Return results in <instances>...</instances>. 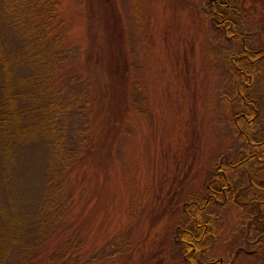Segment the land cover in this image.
I'll return each mask as SVG.
<instances>
[{
	"label": "rangeland",
	"instance_id": "obj_1",
	"mask_svg": "<svg viewBox=\"0 0 264 264\" xmlns=\"http://www.w3.org/2000/svg\"><path fill=\"white\" fill-rule=\"evenodd\" d=\"M55 1L64 24L53 33L70 51L55 79L69 93L87 86L94 99L80 108L71 98L75 106L59 117L55 137L64 150L74 142L76 150L83 124L88 147L51 173L60 207L52 210L57 219L43 259L68 250L80 264H186L175 231L194 216L208 220L210 230L199 257L264 264V145L246 143L234 126L238 121L264 142V0H229L230 10L219 5L231 12L233 29L212 0ZM1 16L0 36L17 49L20 41ZM240 47L255 53L252 60H242L248 51ZM16 70L25 74L23 65ZM237 85L253 99L252 119L242 114ZM22 117L27 126L34 112ZM29 133L8 153L0 147V158L14 155L5 162L14 182L6 204L17 213L49 186V148L57 143ZM220 163L233 193L259 195L260 220L252 218L254 203L208 198L207 181ZM3 180L0 200H8Z\"/></svg>",
	"mask_w": 264,
	"mask_h": 264
},
{
	"label": "trees",
	"instance_id": "obj_2",
	"mask_svg": "<svg viewBox=\"0 0 264 264\" xmlns=\"http://www.w3.org/2000/svg\"><path fill=\"white\" fill-rule=\"evenodd\" d=\"M217 1L214 0L210 7L217 9V13L216 11L215 13L219 15L220 21L227 27L226 29H233L231 12L218 11ZM225 1L229 3L225 6L230 10L231 2L224 0L223 5ZM56 11L57 3L55 0L0 1V16L4 14L5 19L7 18L6 22L1 25L7 33L14 31L12 36L20 41L16 49L9 46L6 38L0 36V137L4 139V143L0 147L6 149L4 153H8L11 142L21 136L25 130L30 131L28 136L31 135L32 138H51L53 142H57L52 148H49L51 159L48 160L46 169L49 173V186L41 191L30 209L28 206L26 207L28 210L26 212L19 210L20 213H17L14 207L9 209V199L14 194L12 190L14 182L7 178L5 162L12 160L14 155L8 154L9 158L7 157V159L0 158V176L4 179L2 188L11 192L8 200H0V264H80L74 260L75 258L68 250L49 252L50 254L45 259L41 254L47 230L54 228L53 224L57 219V215L53 214L52 210L55 211L60 207L53 193L55 187L50 184L52 181L51 173L55 172L56 174L58 168L64 167L62 165L66 163L65 159L70 155L75 153L84 155L83 152L88 147L86 145L88 138L85 140L87 126L83 124L79 133L77 132L76 138L81 137V139H77L76 150L75 142L73 149L64 150V143L55 137L57 131L63 127L59 117H64L62 113L66 112L67 108L73 104L71 98L75 104L78 101L80 108L86 104L89 105L92 98L94 99L93 96H89L87 86L77 92L69 93L55 79L56 69L64 62L65 56L69 57L70 55L68 43L63 42L62 38L57 35L58 33H53L55 26L61 29L64 24H62L64 20L56 19ZM210 13L215 14L211 10ZM0 21L2 22V19ZM8 25L14 28L9 27L11 28L9 30ZM239 51L246 53L248 50L240 47ZM246 54L245 57H242L244 58L242 60L246 62L255 55L254 52L249 51ZM20 65L25 68L23 75L19 73V70H16V68H20ZM241 70H244L243 66ZM244 76L247 78L246 74ZM25 87L26 90L23 89ZM66 94L67 97H65ZM235 95L238 100L245 103L243 111L245 119H252L255 113L253 99L245 92L241 93L240 85L235 87ZM63 100L64 103H62ZM32 111L34 118L31 123L27 126L25 125L27 123H21L22 114ZM84 120V123L89 122L86 118ZM246 120L243 119V121ZM234 126L241 135H244L246 143L264 145L261 139H252L246 130L244 133L238 121L235 122ZM81 143L82 146L79 145ZM1 165H3L2 168ZM4 167L5 170H3ZM228 185L229 180L224 173L223 163H220L214 170L212 177L207 181L206 186L209 193L215 199L224 196L230 197L237 203L241 200L250 205L254 203L252 218L260 220L262 216L255 210L256 204L262 202L259 195L254 193V195L245 194V197L240 196L233 193L232 188ZM221 188H224L226 194L221 191ZM228 192L230 194H227ZM208 198L212 199V196L209 195ZM8 201L9 204H6ZM191 221L190 224L178 227L175 231V238L181 246V254L186 264H223L217 257H199L200 252L209 244L208 220L192 216Z\"/></svg>",
	"mask_w": 264,
	"mask_h": 264
},
{
	"label": "flooded vegetation",
	"instance_id": "obj_3",
	"mask_svg": "<svg viewBox=\"0 0 264 264\" xmlns=\"http://www.w3.org/2000/svg\"><path fill=\"white\" fill-rule=\"evenodd\" d=\"M213 1H214V0H213ZM216 3H218V5H220V4L222 5L223 0H218ZM224 4H225V5L228 4L227 1H226ZM217 16H218V15H217ZM250 60H252V59L249 58L248 61H250ZM235 66H236V65H235ZM237 66H239V65L237 64ZM243 113H244V112H242V114H243ZM254 155H255V154H254ZM221 191L223 192V191H224V188H221ZM210 195L214 198V196H213L211 193H210Z\"/></svg>",
	"mask_w": 264,
	"mask_h": 264
}]
</instances>
